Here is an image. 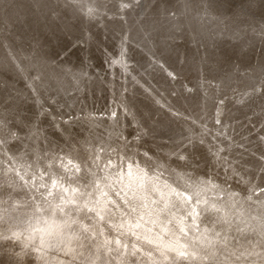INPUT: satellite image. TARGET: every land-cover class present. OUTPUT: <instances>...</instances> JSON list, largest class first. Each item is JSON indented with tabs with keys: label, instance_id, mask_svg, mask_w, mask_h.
Masks as SVG:
<instances>
[{
	"label": "rangeland",
	"instance_id": "1",
	"mask_svg": "<svg viewBox=\"0 0 264 264\" xmlns=\"http://www.w3.org/2000/svg\"><path fill=\"white\" fill-rule=\"evenodd\" d=\"M129 162L191 196L202 254L160 261L264 264V0H0V264H158L101 248L85 206Z\"/></svg>",
	"mask_w": 264,
	"mask_h": 264
},
{
	"label": "bare ground",
	"instance_id": "2",
	"mask_svg": "<svg viewBox=\"0 0 264 264\" xmlns=\"http://www.w3.org/2000/svg\"><path fill=\"white\" fill-rule=\"evenodd\" d=\"M67 165H70V166H67ZM64 168L68 170L73 169V168L80 169L77 163H75L71 159H68L66 161ZM69 174H71V172H69ZM115 178L121 184H123L126 188L127 186L131 187L132 190L131 191L123 190L121 194H118V196L116 197L115 196H98V198L96 199L93 198L94 199L93 203H88V202L86 204L83 203V205L85 204V206H87L88 209L94 210L93 212L97 217V220H92V221H93V224H96L97 226L101 228V232H99L101 233V238L99 239L97 238L99 240L101 248L103 247L104 250H108L109 252L112 250L115 251L117 250V248H120V251H119L120 254L124 252L126 254L125 257L131 254L137 259V262L139 261L140 263L143 260L149 261V262H156V261L158 262L159 260L158 264H164V261H160L162 258L161 259L158 258L154 250L161 253V257H163L162 260L169 257V254H172V253L178 256H187L188 258H191L188 255L189 253H190V256L191 255L196 256V255L202 254V253H199L200 251L198 252L196 250L197 249L196 246L189 244L186 240L181 239L179 237L180 236L179 231L184 232L183 231L184 224L181 221V216L179 215L177 216L178 214L177 211L179 212L181 211L182 202H186L190 200L189 198L191 196L189 193H180L166 179H163L160 176H155V175L151 176L147 172V169L145 167L137 163L127 164V168L125 169V171L121 172ZM99 182L106 183L107 180L105 181L101 179V181ZM64 191L68 193L69 195L74 196L75 195L74 192L80 193L81 187L80 189H77L75 187L64 188ZM117 197H119L118 200H117ZM203 198L202 200H200L201 199L200 198L199 200H196V201L198 203L209 205L210 208L212 207L213 209L222 210V208L220 207L221 205L219 206L221 201L219 200L218 201L216 200H204L203 201ZM82 199H81V202H83ZM120 201L132 202V205L129 204V206H131V208H133L136 211V216L124 218V219L121 218V215H123L122 214L123 212H121L122 210L120 206ZM74 203H76L77 204L76 206L78 207L70 206L69 208H67V210L70 209V211L74 212L75 210H81V208H84L81 206L80 202L76 201ZM190 203L193 206L191 208L193 212L195 211V207L193 205V202L190 201ZM157 204H161V206H158ZM168 205L171 206V209L170 210H166V208L164 209V207ZM60 208H63V207H60ZM54 209L57 210V208H54ZM74 215L72 216L74 217ZM231 215L229 213V216ZM89 217H93L91 213H89ZM224 218H227V217H224ZM100 221H103L105 224L107 223L108 225L118 226V228L104 227L103 224L99 223ZM84 223L82 224L83 228L88 233L90 232L91 234H94L95 233L94 231H97L96 229L97 227L95 228V226L94 227L90 226V228L91 227L92 228L88 229V227H86L88 223L86 224ZM118 229H120V233L118 234L120 237L113 236L109 231V230L119 231ZM120 258H122V256Z\"/></svg>",
	"mask_w": 264,
	"mask_h": 264
}]
</instances>
